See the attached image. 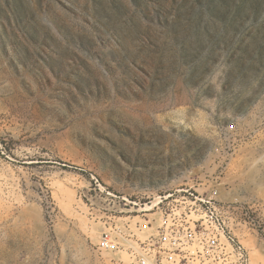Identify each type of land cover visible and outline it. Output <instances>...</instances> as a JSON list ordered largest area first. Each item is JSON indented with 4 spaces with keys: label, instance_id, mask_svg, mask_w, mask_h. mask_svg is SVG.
I'll return each mask as SVG.
<instances>
[{
    "label": "rangeland",
    "instance_id": "obj_1",
    "mask_svg": "<svg viewBox=\"0 0 264 264\" xmlns=\"http://www.w3.org/2000/svg\"><path fill=\"white\" fill-rule=\"evenodd\" d=\"M214 186L264 264V0H0V264H131L158 196Z\"/></svg>",
    "mask_w": 264,
    "mask_h": 264
},
{
    "label": "built area",
    "instance_id": "obj_2",
    "mask_svg": "<svg viewBox=\"0 0 264 264\" xmlns=\"http://www.w3.org/2000/svg\"><path fill=\"white\" fill-rule=\"evenodd\" d=\"M239 142L236 125L225 124L212 148L213 154L221 156ZM200 195L190 188H179L158 196V204H163L161 225L156 235L130 250L131 264H156L165 251L181 257L185 264H247L242 249L223 229V208L215 199L218 189L214 186L204 197ZM248 209L264 210V205L252 204ZM97 246L100 252L112 253L119 245L115 236L103 231Z\"/></svg>",
    "mask_w": 264,
    "mask_h": 264
},
{
    "label": "bare ground",
    "instance_id": "obj_3",
    "mask_svg": "<svg viewBox=\"0 0 264 264\" xmlns=\"http://www.w3.org/2000/svg\"><path fill=\"white\" fill-rule=\"evenodd\" d=\"M66 195H68L67 192H66ZM69 196H70L71 198L73 197L72 194H69ZM144 228L147 229V230L149 231V233H152L153 230H154L152 227H149V226H146V227L144 226ZM147 230H146V231H147ZM149 233H148V234H149ZM151 235H154V234H151ZM126 243L129 244L127 241H126ZM127 257H128V255H127L126 253H121V254H120V259H121L122 261H124V262H125V261H128Z\"/></svg>",
    "mask_w": 264,
    "mask_h": 264
}]
</instances>
